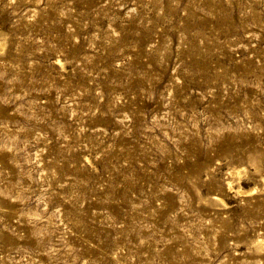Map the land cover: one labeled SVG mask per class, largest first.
Listing matches in <instances>:
<instances>
[{
    "label": "rangeland",
    "instance_id": "rangeland-1",
    "mask_svg": "<svg viewBox=\"0 0 264 264\" xmlns=\"http://www.w3.org/2000/svg\"><path fill=\"white\" fill-rule=\"evenodd\" d=\"M263 155L264 0H0V264H264Z\"/></svg>",
    "mask_w": 264,
    "mask_h": 264
},
{
    "label": "bare ground",
    "instance_id": "bare-ground-1",
    "mask_svg": "<svg viewBox=\"0 0 264 264\" xmlns=\"http://www.w3.org/2000/svg\"><path fill=\"white\" fill-rule=\"evenodd\" d=\"M105 3H106V2H105ZM234 146H235V145H234ZM234 146H233V147H234ZM238 147H239V146H238ZM242 148H243V147H242ZM229 149H230V148H229ZM230 150H231V149H230ZM234 150H235V149H234ZM255 151H256V150H255ZM227 152H228V151H227ZM227 152H226V154H227ZM244 152H245V151H244ZM253 152H254V151H253ZM231 153H232V151H231ZM229 154H230V153H229ZM248 154H249V153H248ZM246 156H247V154H246ZM255 156H256V155H255ZM263 156H264V155H263ZM221 157H222V156H221ZM231 157H232V155H231ZM254 158H255V157H254ZM247 159H248V158H247ZM261 163H262V162H261ZM258 167H259V166H258ZM214 201H215V200H214ZM214 201H213V202H214ZM197 203H198V202H197ZM258 248H259V247H258Z\"/></svg>",
    "mask_w": 264,
    "mask_h": 264
}]
</instances>
